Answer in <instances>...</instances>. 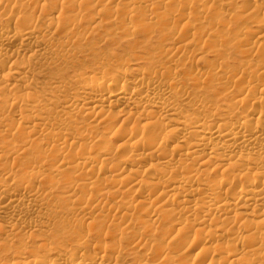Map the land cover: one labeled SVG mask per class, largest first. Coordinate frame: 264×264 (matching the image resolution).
Segmentation results:
<instances>
[{"label":"bare ground","instance_id":"obj_1","mask_svg":"<svg viewBox=\"0 0 264 264\" xmlns=\"http://www.w3.org/2000/svg\"><path fill=\"white\" fill-rule=\"evenodd\" d=\"M0 264H264V0H0Z\"/></svg>","mask_w":264,"mask_h":264},{"label":"rangeland","instance_id":"obj_2","mask_svg":"<svg viewBox=\"0 0 264 264\" xmlns=\"http://www.w3.org/2000/svg\"><path fill=\"white\" fill-rule=\"evenodd\" d=\"M98 42V41H97ZM96 42V43H97ZM102 43V42H101ZM99 43V48H100V52H102V54L104 55H107L106 53L108 54H113V53H122V50L121 48L119 47V45L117 44H114V43H108V42H104V43ZM124 54V53H123ZM122 54V56H124ZM128 56V55H126ZM129 58H127L126 60H128ZM125 60V59H124ZM88 62H85L84 64L80 63L78 66L82 67V68H87L89 67L88 66ZM81 233H79L78 235H76L74 237V239L68 241H63L61 243V245L64 247V248H71L72 245H74V242L76 240V238L80 235ZM25 235V234H24ZM27 235H25L26 237ZM62 236V231H58L57 229L55 230L54 228H51L49 233H45V232H39V233H36L34 235H32V237H30V239L33 241L36 242L37 245H40V244H46V242H49L51 241L53 238L54 239H59L60 237Z\"/></svg>","mask_w":264,"mask_h":264}]
</instances>
